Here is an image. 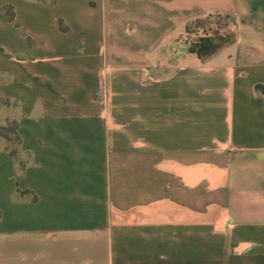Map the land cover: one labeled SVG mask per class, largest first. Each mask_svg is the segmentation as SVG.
I'll return each instance as SVG.
<instances>
[{
  "label": "crops",
  "instance_id": "1",
  "mask_svg": "<svg viewBox=\"0 0 264 264\" xmlns=\"http://www.w3.org/2000/svg\"><path fill=\"white\" fill-rule=\"evenodd\" d=\"M215 17L235 35L200 57ZM11 121L0 239L66 242V264H264V0H0Z\"/></svg>",
  "mask_w": 264,
  "mask_h": 264
},
{
  "label": "rangeland",
  "instance_id": "2",
  "mask_svg": "<svg viewBox=\"0 0 264 264\" xmlns=\"http://www.w3.org/2000/svg\"><path fill=\"white\" fill-rule=\"evenodd\" d=\"M54 1V0H49ZM5 14L8 9L4 10ZM59 28L61 31H66V27L62 21H59ZM204 32L212 34L217 39V44L224 43L234 37L233 21L227 18H212L204 24ZM15 145L11 144L12 148ZM48 246V247H47ZM45 246L46 249L41 248L36 250L31 245H21L11 239H0V264H32L33 256L37 251L49 252V258L54 260H38L37 264H66V242L58 241L57 243H50Z\"/></svg>",
  "mask_w": 264,
  "mask_h": 264
},
{
  "label": "trees",
  "instance_id": "3",
  "mask_svg": "<svg viewBox=\"0 0 264 264\" xmlns=\"http://www.w3.org/2000/svg\"><path fill=\"white\" fill-rule=\"evenodd\" d=\"M6 9H8V12H6V15H8V18L12 19V12L10 11L11 9L9 8H6ZM232 40L233 38L225 41L224 43L217 44L216 38L203 37L199 39L197 44L194 46L193 50H196L200 57H206L214 53L221 45L225 43H230ZM0 138H3L6 141L7 143L6 150L9 152L11 156L15 158L17 155L18 146L21 142V137L18 133L17 122L11 121V122H8L6 125L0 126ZM11 144L15 146L10 148L9 146Z\"/></svg>",
  "mask_w": 264,
  "mask_h": 264
}]
</instances>
